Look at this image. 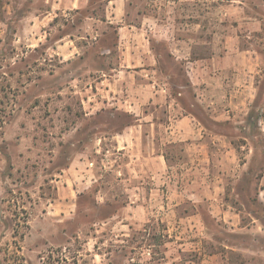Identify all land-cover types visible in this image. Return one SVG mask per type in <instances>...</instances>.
<instances>
[{
    "label": "rangeland",
    "instance_id": "rangeland-1",
    "mask_svg": "<svg viewBox=\"0 0 264 264\" xmlns=\"http://www.w3.org/2000/svg\"><path fill=\"white\" fill-rule=\"evenodd\" d=\"M55 1L0 0V264H184L197 259L196 252L178 245L171 234H163L172 224L130 223L129 227L116 224L119 216L105 222L112 208L99 201L95 186L88 188L87 172L94 161L101 162L96 146H107L106 136L121 131V123L130 116L105 110L103 105L90 106L84 100L88 92L83 93L73 77L88 70L89 53L101 61L99 43H91L95 36L107 32L109 40L115 39L118 23L105 21L112 17L111 5L119 2L115 21L139 24L144 17L147 28L136 38L144 42L148 36L154 38L164 65L177 71L185 87L176 94V101L191 106L207 121L203 105L230 110L241 126L234 130L227 123L225 130L235 132L240 145H247L248 139L250 144L260 142L264 134V0H90L80 9H70L72 0H57L66 11L53 24L40 23L37 16L48 10L55 14ZM87 14L104 22H83ZM78 29L84 35L79 42L91 45L79 58L61 61L48 46L57 35ZM185 57L209 61L216 57L220 62L212 63V77L204 73L205 78L193 75L191 79L184 73ZM102 61L91 65H106ZM86 83L87 79L83 87ZM242 83L248 94L236 100ZM150 104H144L146 110ZM163 111L157 110L162 118ZM166 148L173 160L185 158L182 144ZM247 150L241 149V165ZM253 161L245 167V172L251 168L249 181L237 188L229 185L225 193L244 231L229 233L210 221L214 236L238 246L231 257L240 264L255 261L254 253L264 256V207L256 197L261 172L254 169ZM115 179L103 175L100 186L123 199ZM252 214L262 221L254 228L257 235L246 228L251 230Z\"/></svg>",
    "mask_w": 264,
    "mask_h": 264
},
{
    "label": "crops",
    "instance_id": "crops-1",
    "mask_svg": "<svg viewBox=\"0 0 264 264\" xmlns=\"http://www.w3.org/2000/svg\"><path fill=\"white\" fill-rule=\"evenodd\" d=\"M89 1L72 0L70 9H80ZM114 1L120 0H109L108 3ZM55 3L58 5L55 14L48 10L37 16L41 18L40 23L53 24L51 21L56 22L61 11H66L57 0ZM119 11V2L112 4V17L105 21L118 23L115 39L109 40L108 33L102 32L99 38L95 36V42H91L99 43L101 61L107 62L106 65H91L101 61L97 60L95 54L89 53L88 70L73 77L81 84L80 90L88 92V99L84 100L90 106L103 105L105 110H121L130 116L128 121L121 123V131L106 136L109 140L107 146H96V153L102 154L101 162L94 161L93 168H88V188L95 186L94 192L99 201L112 208L105 222L119 216L116 224L129 227L130 223L145 225L164 221L172 224L163 234H171L178 245H186L198 254L197 259L185 261L186 264H240L235 263L231 257L238 246L216 234L214 236L210 221L224 226L229 233L244 231L240 226V215L228 203L225 193L229 185L234 184V188H237L240 183L249 181L251 168L248 166L245 172V167L247 164L251 165L252 159L255 161L254 169L256 167L257 172H261L256 197L264 207V134L261 135L260 142L250 144L246 137L247 145H240L235 132H229L224 127L227 123H232L231 128L234 130L241 126L237 124V116H233L230 110L223 111L218 105L212 110L203 105L202 108L209 114L210 120L207 121L191 106L176 101V94H181L185 87L178 81L177 71L172 66L164 65L154 38L148 36L146 42L136 38L138 34L143 35V30L147 28L144 17L139 24L119 23L115 21ZM86 20L104 22V18L89 14L84 16L83 22ZM125 28L127 33H124ZM83 37L80 29L78 32H66L57 35L48 48L52 47L61 61H73L91 45L89 42L88 45L79 42ZM174 58V61L179 60V57ZM182 61L184 73L191 79L193 75L205 78L204 73L212 77V63L220 62L216 57L210 61L185 57ZM218 71H214L217 76ZM85 79L87 83L83 87ZM218 83L223 88L222 81L219 80ZM244 85L242 83L237 88L236 100H242L248 94ZM215 90H219L216 85ZM145 103H151L150 109L146 110ZM158 108H164V118L157 113ZM209 109L213 112H209ZM174 143L183 146L185 158L182 160H173L166 148ZM244 147L248 148L245 156L247 160L241 165V149ZM261 154L260 165L258 161ZM103 175L116 178L121 184L123 199L118 198L111 190H103L99 183ZM122 209L121 216L119 213ZM251 216V230L248 226L246 228L257 235L258 230L254 228L262 221L255 214ZM121 235L128 239L127 233ZM254 254L255 261L251 264H264L263 254Z\"/></svg>",
    "mask_w": 264,
    "mask_h": 264
}]
</instances>
